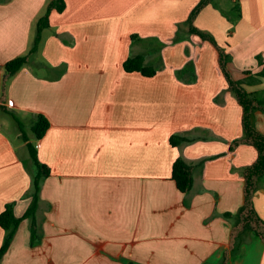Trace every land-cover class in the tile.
I'll return each mask as SVG.
<instances>
[{
  "label": "crops",
  "instance_id": "crops-1",
  "mask_svg": "<svg viewBox=\"0 0 264 264\" xmlns=\"http://www.w3.org/2000/svg\"><path fill=\"white\" fill-rule=\"evenodd\" d=\"M50 1L0 0V105L7 108L0 107V212L14 201L21 216L30 204L27 142L50 168L39 192L38 237L31 241L23 218L0 264H220L231 247L223 214L242 206V168L257 150L230 149L243 133L242 107L218 47L183 23L199 0H65L63 11H51L36 57L2 96L5 63L27 52ZM235 2L208 3L194 24L229 53L232 77L264 91L257 74L264 0H238L239 12ZM138 53L159 66L156 73L124 69ZM39 113L50 124L36 138ZM17 119L31 130L26 137ZM254 122L264 132V111ZM171 134L188 139L173 145ZM178 157L192 166L188 192L172 178ZM253 201L264 219V177ZM4 235L0 224V247ZM228 264H264V242L246 240Z\"/></svg>",
  "mask_w": 264,
  "mask_h": 264
},
{
  "label": "trees",
  "instance_id": "trees-1",
  "mask_svg": "<svg viewBox=\"0 0 264 264\" xmlns=\"http://www.w3.org/2000/svg\"><path fill=\"white\" fill-rule=\"evenodd\" d=\"M213 1L214 0H199L193 6L187 19L183 23L187 25L190 33H195L204 39H209L218 47L220 67L226 77L229 89L234 93L237 101L242 107L243 133L239 138H236L231 142L230 149H233L240 143H249L257 150L256 159L251 164L242 168V175L244 179V200L242 206L236 213L224 212L223 214L226 219L231 221V247L229 250L223 252L220 264H228L232 255H235L240 251L242 244H244L246 240L259 238L264 242V219L258 214L253 201L254 195L259 189L260 182L264 177V132L259 130L254 122L255 112L257 110L264 111V91H248L243 86L245 79H235L232 77L227 68V63L230 59L229 53L225 52L224 49L217 44L212 34L206 30L198 28L194 24V20L200 10L205 5ZM65 7V0H51L47 4L43 14L40 15L36 21L35 35L27 52L17 55L5 63V72L1 84L2 96L6 94L7 82L9 78L13 76L22 66L30 63L36 57L40 49L43 30L50 25L51 11L56 9L61 12L65 9ZM233 7L236 11H240L238 0H236ZM179 25H181V23ZM179 30L180 29L176 32L174 40L179 38ZM257 57H259V55ZM258 59L259 62L262 63L261 58ZM186 66H192V62H188ZM123 67L127 71L136 70L140 71L144 75L150 76L156 73L159 66L146 63L145 56L138 53L128 56L123 62ZM245 72L250 73L251 71L246 70ZM257 74L264 76V63ZM246 80H251V77ZM0 107L7 109L3 105H0ZM17 121L19 128L22 129L20 125L21 122L18 119ZM49 124L48 118L44 114L39 113L31 126L34 136L36 138H40L48 128ZM23 135L26 137L25 132H23ZM187 139L188 138L181 134H171L169 137V140L173 145L180 144ZM27 147L31 161L34 165L33 172L31 173L32 190L29 192L31 201L28 208L21 216H17L14 213V201L7 202L4 209L0 212V224L5 229L4 240L0 247V259L8 249L13 235L23 218H30L31 241L34 242L38 237L35 217L39 203V192L41 181L43 177L50 173V168L46 163L39 160L37 149L32 142H27ZM172 178L180 191L188 192L192 188L193 184L192 166L182 157L176 158L172 166Z\"/></svg>",
  "mask_w": 264,
  "mask_h": 264
},
{
  "label": "rangeland",
  "instance_id": "rangeland-1",
  "mask_svg": "<svg viewBox=\"0 0 264 264\" xmlns=\"http://www.w3.org/2000/svg\"><path fill=\"white\" fill-rule=\"evenodd\" d=\"M230 1L231 0H222V3L223 4H226L227 2H229L230 3ZM5 118H7L8 120H9V122L11 121V123L12 124H14V121H13V118H12V116L11 115H9V114H5V116H4ZM21 125V127H22V129H20L22 132H27V133H31V130L29 129V127L28 126H26L25 124H20ZM10 132V131H9ZM10 134L12 135V136H14L15 137V133L14 132H10ZM32 137H33V135H32ZM26 162L28 163H26L27 165H30L33 169H34V165H33V163H32V161H31V157H30V155H28V159L26 160ZM29 166V167H30Z\"/></svg>",
  "mask_w": 264,
  "mask_h": 264
}]
</instances>
